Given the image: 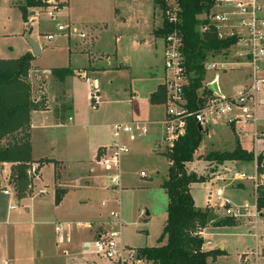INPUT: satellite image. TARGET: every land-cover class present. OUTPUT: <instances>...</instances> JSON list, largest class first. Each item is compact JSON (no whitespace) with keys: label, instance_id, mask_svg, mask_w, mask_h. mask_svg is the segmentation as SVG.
I'll return each instance as SVG.
<instances>
[{"label":"rangeland","instance_id":"374dc122","mask_svg":"<svg viewBox=\"0 0 264 264\" xmlns=\"http://www.w3.org/2000/svg\"><path fill=\"white\" fill-rule=\"evenodd\" d=\"M68 2V14L58 13L56 21L49 19L44 8H30L27 17L29 26H27L23 24L19 10V7L25 4V0H0V59L20 57L27 44L26 37L43 49L42 55L35 57L31 63L33 67L41 70L68 66L76 69L83 68L88 64V59L83 54L90 52L94 59L97 57L99 61L103 55H108L111 61H116L128 68L100 74L96 77L98 87H95L92 79H88L86 83L84 77H75L73 87L76 110L89 117L96 113L91 109L92 101L87 100L88 94L92 93L100 94L97 99L98 113L112 110L120 115L123 110L129 111L130 104L127 102L128 97L126 98L124 95L123 88L127 89L131 85L132 88L136 87L140 91H145L146 85L150 83L148 78L151 75H156L153 77L155 79L161 77L163 81L165 74L163 39L151 35L153 29L162 26L164 20L162 12L156 9L157 19L153 22L151 1L68 0ZM261 7L264 15V4ZM32 11H35L34 22H30L33 18ZM57 23L69 24L79 33L84 34L85 39L62 36L57 32ZM28 27L31 29L29 33ZM48 33L54 34L56 37L47 41L45 35ZM65 38L74 40L73 42L80 41V54L68 52ZM216 57L222 61L228 59L226 54L221 53L210 55L208 60ZM101 62L105 64V61ZM241 68L236 67L232 70L228 68L226 74L219 73L220 84L225 95H233L240 87ZM205 75V81H209L215 74L206 72ZM35 81L38 82V79ZM32 96L36 101H39L42 100L43 93L40 94L39 89L33 88ZM262 96L264 97V92ZM165 102L162 105H165ZM70 114L71 112H68L65 119ZM108 122L109 120L105 121V124ZM241 127L237 126L236 130L239 131ZM262 128L264 125L259 130ZM224 129L226 131L223 132L227 135L230 132L233 133L230 127L225 126ZM163 132L164 129L161 125H150L147 135L137 138L134 142H130L127 136H122V143L128 148V153L121 156L119 160L120 192L104 189L102 185L103 191L94 192V189L85 188L93 185L85 184V181L80 183L82 180L78 181L80 188L74 189L78 186L77 184H73L70 188L67 183L70 178L84 180L87 176V169L74 164L75 155H73V157H69L73 165L67 161L62 169L63 187L69 189V193L66 197L65 195L62 197L60 204H55L52 195L53 167L49 166L42 171L41 184L44 185V194L17 206L14 205L13 198L17 200L20 192L10 173L5 182L7 190L10 189L13 197L0 194V204L5 200L0 206V264H81V256H78L77 250L69 251V256L65 255L64 257L62 255L63 248L56 247L54 224L68 222L75 225V223L86 222L92 225L97 212L106 217L110 211L121 213L122 241L129 248L138 249L164 244L165 239L161 242H158V239L163 231L166 218L168 199L161 184L167 179L168 164L162 155L164 150H156V145L161 141ZM74 144L76 145L77 142ZM77 145H84V141ZM232 145L233 141L226 147L225 145L218 147V150H222L224 147L223 150L229 151ZM203 146L202 140L199 149H202ZM206 154L205 152L201 156H197L196 161H202ZM85 157L86 155L82 154L81 158ZM199 163L190 165V170L196 171L198 175L201 173V164ZM38 166L29 165L26 174L29 186L21 199H29L38 195L33 191L38 176ZM248 168L249 166L246 165L245 170L248 171ZM58 169L60 168L58 167ZM209 171V169L204 171V183H211ZM141 173H143L142 176ZM216 182L222 184V182ZM224 182L223 186H227L226 188L232 187L229 186L228 178ZM92 183L94 184V182ZM108 183L106 176L100 175L97 184L106 185ZM56 190L65 192L60 188ZM209 190L203 189L199 184L193 186L192 196L197 207L206 209ZM250 193L249 187L228 189L223 191V197L238 205L244 202L250 203ZM212 194L215 196V189L212 190ZM106 198H109L108 204L102 208L101 202ZM7 200H9V208ZM259 233L263 236V240L258 246L263 247V227L259 229ZM75 238L78 243H82L86 240L90 241L92 234L84 230L73 232L72 228L71 243H75ZM205 243L208 249L211 246L217 249L220 244L225 246L226 254L222 255L223 257L217 264H239L240 257L255 245L254 240L248 234L247 227L236 224L233 227H210L205 233ZM240 260L241 264H246L242 262V259ZM208 263L212 264L210 261Z\"/></svg>","mask_w":264,"mask_h":264},{"label":"built area","instance_id":"2783aa9c","mask_svg":"<svg viewBox=\"0 0 264 264\" xmlns=\"http://www.w3.org/2000/svg\"><path fill=\"white\" fill-rule=\"evenodd\" d=\"M168 9L164 19L173 26L171 32L163 39V69L165 91V118L162 122L164 129L161 141L156 145V150L166 152L172 149L174 142L185 134L186 121L194 119L201 127V133L211 125L222 124L234 130L237 126L241 135L250 138L253 159L252 173L237 172L231 166H216L212 168V177L215 181L225 183L228 178L229 186L237 185L245 181L250 183L251 202L233 204L229 199L224 198L218 191L213 198L214 204L210 210L220 213L224 219H231L248 227V234L254 240V247L247 250L241 256L242 262L246 264H264V246L258 245L263 240L259 233L264 228V117L259 111L264 107V15L261 5L264 0H218L209 12H203L197 17L200 24L197 27L201 35L213 32L218 40L234 39L235 43L221 53L226 54L228 59L215 62L206 60L204 64L205 73L227 72L236 67H242L247 71V78L233 95L218 97L211 93L205 98L203 105L198 110L190 112L187 109V102L184 89L188 85V78L182 55L183 40L182 34L177 26L180 20L177 18L179 12L177 0H166ZM42 8L49 19L56 21L58 13H68V0H41ZM34 22L35 11L31 12ZM29 21L25 25L29 26ZM57 32L64 37H77L85 39V35L79 33L69 24L57 23ZM56 37L54 34H46L45 39L51 41ZM220 53V54H221ZM205 86V85H204ZM206 87V86H205ZM98 97L90 94L92 101L91 109L97 108ZM250 125L252 131L248 134L244 127ZM148 133V126L145 123L132 122L125 125H117L112 131V143L99 151L94 163L102 171L109 181L105 188L112 192L121 190L119 160L128 153V148L122 143V136H128L130 141L137 137L145 136ZM161 149V150H160ZM221 165V164H219ZM210 170V171H211ZM222 170V172H220ZM210 173H208L209 175ZM141 176L143 173L140 174ZM0 193L9 195L7 189L0 187ZM103 206L105 204H102ZM123 221L119 211H110L108 221L91 225L88 223H56L54 234L55 245L63 248L62 254L68 255L66 247L71 243V230H85L93 232L90 241L82 244L84 264H149L141 258L137 249L129 248L122 242L121 229ZM203 229L199 230L201 236ZM91 247V248H90Z\"/></svg>","mask_w":264,"mask_h":264},{"label":"trees","instance_id":"16d2710c","mask_svg":"<svg viewBox=\"0 0 264 264\" xmlns=\"http://www.w3.org/2000/svg\"><path fill=\"white\" fill-rule=\"evenodd\" d=\"M153 3L154 9L164 14L168 9L166 0H148ZM218 0H177L179 12L177 18L183 40L182 55L188 78V85L184 89L187 109L190 112L198 110L211 92L204 86V64L210 55L220 54L235 43L234 39L218 40L211 32L201 35L197 27L200 24L197 17L203 12H209ZM41 0H25L24 6L19 10L23 22L26 24L28 10L42 7ZM173 26L165 19L162 26L153 31L155 38H163L171 32ZM33 57L26 53L18 59L0 60V164H11V178L19 190L18 200L23 197L29 182L27 171L32 164L30 143L31 113L45 110L43 100L34 101L33 87L28 81ZM54 75L70 74L67 69H54ZM165 101L163 86L150 97L152 105H162ZM232 129V128H231ZM233 131V129H232ZM203 134L198 131L197 123L189 118L186 121V130L174 142L172 149L163 152L168 169L167 179L161 184L168 203L166 220L158 242L165 239V244L155 247H145L138 250L141 258L149 264H206L212 262L224 253L219 250L202 251L203 238L198 234L205 229L209 210L196 208L190 194L193 184H203L204 179L196 173L189 171L187 165L194 160V154L199 148ZM253 159L252 153L242 149L236 141L231 152H213L205 157L206 161L217 164L224 162H245ZM50 163L42 161L40 163ZM65 192L55 191V204H60ZM234 221L224 219L215 223V227H233Z\"/></svg>","mask_w":264,"mask_h":264},{"label":"crops","instance_id":"0c3cea01","mask_svg":"<svg viewBox=\"0 0 264 264\" xmlns=\"http://www.w3.org/2000/svg\"><path fill=\"white\" fill-rule=\"evenodd\" d=\"M131 1H148V0H131ZM13 4L16 5L17 3H13ZM156 12L157 10H155L153 6V13H152L153 22H155V20L157 19V15H155ZM68 20H69V16H68ZM23 24L25 25L24 22ZM159 28H161V26L157 27L156 29H159ZM156 29H153V31ZM30 30H31L30 27H28V33L30 32ZM153 31L151 35H153ZM48 34H51V33H48ZM65 41H66L65 43H67L68 52L70 54H80L79 53V50H80L79 42L80 41L77 40L78 42L77 41L73 42L74 40L72 41L66 38H65ZM133 44H135L134 41H133ZM41 50L39 52V56H41L43 53V49ZM22 51H23V54L21 56H23L26 53L31 54V48L28 45V43L26 44V47ZM83 55L87 57L88 64L85 67L78 68V69L71 68L68 66V67H56V68H50L47 70H41L31 65V68L28 74V81L31 83L34 89H37V90L39 89L40 94L43 93V96L41 99L43 100L44 105H45V110L36 111V112L31 113V121H30V143H31L32 165L34 166L39 165L38 166L39 167L38 176H37V180L35 181L36 183L34 184L33 191L37 193L38 195H34L32 198H29V199H20V200L17 199L16 200L15 198H13L15 200L14 205L19 206L20 203H23V202L25 204L27 201H31L32 199H35L36 197L44 194V189H43L44 185L41 184L42 183V171L44 170V168H47L49 166L53 167V184H52L53 197H55V191L58 188L65 190L64 195L66 197L69 193V189H66L65 186L63 187L64 182L62 181V172H63L62 169L64 168V163H67V161H70V163H72L73 165L72 160H70L71 158H69V157H73V155H75L74 164L80 167L82 166L83 169H87V176L84 180L81 178H78V179L74 177L70 178V181L67 182L70 185V188L72 187L73 184L78 185L81 182L85 181L84 182L85 184L91 183V185H93V186H87L85 188L94 189V192H98V190L103 191V189L101 188V185L104 189H106L105 185L97 184V181L100 179V175L105 174V173L98 166H96V164L94 163V159L99 154L100 150L106 147H109L111 145L113 128L117 125H125V124H129L132 122L145 123L147 124V126H150V125H153V126L161 125L162 126V122L164 121V118H165V105H152L150 103L151 95L157 91L159 86H163V82H164V77H163V81L161 77H159L158 79L153 78L156 75H151L148 78L150 83L149 85H146L145 91H140L136 87L132 88L131 85L128 86L127 89L123 88L124 95H126V98L128 97L127 102L128 104H130L129 111L123 110L121 111L120 115L119 113H114L112 110L98 113V109H97L98 107H97L95 110H93L96 113L94 115H91L90 117L85 115V113L82 114L81 112L77 111L75 101H74V87H73V79L75 77H84L86 83L88 79L89 80L92 79L94 80L95 87H98V82L96 81L97 79L96 77L99 76L100 74L128 68L127 66L118 64L116 61L115 62L111 61L108 55L105 56L101 54L103 56L100 59L101 61H105V64H102V62L99 61L97 57H96L97 58V61H96V58L94 59V56L90 52L88 54H83ZM34 58L35 57H33V59ZM0 60H14V59H0ZM212 61L222 62V60L218 59V57L213 58ZM98 62L101 64H99ZM62 68L67 69L70 74L65 76L63 73L58 74V75H54L52 73V70L62 69ZM239 74L241 75L239 76L241 77L240 78V86H241L246 81L247 71L244 68H241ZM216 76L218 77L219 88L222 94H224L221 84H220V80H221L220 74L214 75L213 78L209 81H205V78H204L203 84L207 86V84L211 83V81H213L216 78ZM34 79L35 80L38 79V82L35 81ZM228 95H231V94H227L226 96ZM96 96L99 99L100 94H96ZM262 98L264 99L263 96ZM87 100H90V94H88ZM100 103L102 104V101ZM68 112H71V114L67 116V119H65ZM259 114L261 117H264V107L260 109ZM107 120H109V122L105 124V121ZM224 127H225L224 125L219 124V125H211L206 128V131L203 133V136H202L204 146L202 149H199V148L197 149V151L194 154L193 162L187 165V168L189 171H192L190 170V165H194L195 163L200 162L199 163L201 164L200 165L201 167L200 175H198L196 171H192V172L196 173L198 176H201V177L204 176V171L206 169L211 170L212 168L214 169V167L216 166H224V167L231 166L237 172H244V173L253 172L252 163L224 162L223 164L219 165L216 162L205 160V157L208 154L213 153V152H219V153L231 152L236 146V141L238 142L239 146L242 149H244L248 153L250 152L251 145H250V138L248 136L244 137L236 129L234 130L233 133L230 132L229 135H227L226 133L223 132V131H226ZM244 131L249 134L252 131V127L250 125L245 126ZM141 137H144V136H141ZM137 138H140V137H137ZM81 141H84V145H77ZM134 141H130V142H134ZM231 141H233V145L231 146V149L229 151L223 150L224 147L222 150H218V147H221L222 145H225L226 147V145L230 143ZM74 142H77L76 144L77 146L74 144ZM205 152L207 154L204 156L202 161H196L197 156L199 157ZM82 154L86 155L84 159L81 158ZM44 160L49 161L50 163H43L40 165L41 161H44ZM246 165L249 166L248 171L245 170ZM11 167H12L11 164H6V163L0 164V187L1 188L7 189L5 179L6 178L8 179L11 173ZM58 167L60 169H58ZM209 175L211 176L210 177L211 183L205 182L203 184H199L202 186L203 189H210L208 193V197L206 199V204H207L206 209L208 210H210V206L214 204L213 202L214 195L212 194V190L214 189L216 193L220 191L222 194H223V191H226L228 189L235 190V189H245L249 187L251 190L250 183L247 181L237 184V185H233L230 188H226L227 186H223L225 185V183L217 184V182L212 178V175L211 174ZM78 181H80V183ZM92 182H94V184ZM194 185H197V184H193L190 187L191 196H192ZM78 187L80 188V186L78 185L74 187V189L77 190L76 188ZM9 193L10 194L8 196H11L12 192L10 191V189H9ZM250 197H251V193H250ZM192 199H193V196H192ZM4 201L5 200L2 201L0 206L3 204ZM108 201H109V198H106L105 201H102L101 207L102 208L105 207L108 204ZM7 202H8L7 204L9 208L10 207L9 200H7ZM244 203H247V202H244ZM102 204H105V205L103 206ZM195 207L199 208L196 205ZM199 209L205 210L202 208H199ZM26 210L28 211V209ZM215 213L221 215L220 213L216 211ZM95 215H96L95 216L96 219L93 220L92 225H97V224H101V223L108 221V217L102 215V213L100 212L99 213L97 212ZM221 217H222L221 221L224 220L222 215ZM57 223H61V222H57ZM80 223H86V222H80ZM55 224H54V228H55ZM235 224L243 226V227H247L246 225H243L238 222H234V225ZM210 227L218 228V227H215V223H214L210 226L207 225L206 228L203 229V232L201 234V237L203 238L202 251L209 252V251L219 250L224 253L223 255H225L226 249L223 244H220V246L217 249L212 248L213 246H211L210 249L206 247L207 245L205 243V233ZM247 230H248V227H247ZM74 231L75 230H73V232ZM86 232L91 233L93 236V232L91 231L89 232L86 231ZM55 239H56V236H55ZM83 242L78 243V241L75 238V243L73 242L70 243V245L67 246L68 248H66L68 253L69 251L73 252V250L78 251V256L79 257L81 256V259H80V261L82 262L81 264H84L83 261H85V259L87 258L89 259V257H85L82 254ZM208 245H210V243H208ZM138 249H141V248H138ZM222 257L223 256H218L214 262L208 259L206 264H209L208 261H210V263L212 264H217L218 261ZM240 259H239V264H241Z\"/></svg>","mask_w":264,"mask_h":264},{"label":"water","instance_id":"95a60500","mask_svg":"<svg viewBox=\"0 0 264 264\" xmlns=\"http://www.w3.org/2000/svg\"><path fill=\"white\" fill-rule=\"evenodd\" d=\"M28 45L31 48V54L33 55V57H37L39 56V52L41 50V48L37 45V43H35L34 41L30 40L29 38H26ZM206 88L214 95L218 96V97H222L221 94V90L219 88L218 85V77L216 76V78L211 81V83L207 84ZM198 131H201V127L200 125H197ZM222 217L221 215L215 213L214 210H209L207 218H206V224L208 226L217 223L219 221H221Z\"/></svg>","mask_w":264,"mask_h":264}]
</instances>
